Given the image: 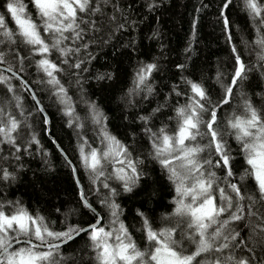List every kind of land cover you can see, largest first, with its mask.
<instances>
[{"label": "snow or ice", "instance_id": "6c2138e0", "mask_svg": "<svg viewBox=\"0 0 264 264\" xmlns=\"http://www.w3.org/2000/svg\"><path fill=\"white\" fill-rule=\"evenodd\" d=\"M107 2L28 0L25 3V0H5L3 7L15 27L10 28L5 14H0V45H4L0 48V65H7L0 69V85L13 95L0 99V144L12 145L19 152L17 138H22V127H30L6 107L11 105L21 110L20 115H23V100L15 95V86L11 83L13 78L21 80V86L31 91L28 83L18 75V72H23V61L27 58L19 56V51H26L33 58L29 63H35L37 70L44 74L46 79L41 82L49 86L52 95L63 105L64 114L70 117L69 126L83 127L78 123L79 117L75 114L68 89L57 73L66 71L61 65H66L67 69L86 70L82 69L83 60L70 63L69 57L88 47L87 43H77L83 41L86 34L100 30L97 21L103 16V6ZM230 3L231 0H226L223 8L227 9ZM243 3L253 22L258 24L257 37L252 43L259 50L258 60L264 61V0H243ZM29 6L34 9V15ZM221 16L228 30L229 18L223 12ZM114 20L112 17L108 22ZM228 39L232 40L230 33ZM231 51L234 67L228 82L223 83L222 74L217 75L223 91L219 101H212L202 83L184 80L185 93L175 87L172 89L178 96H187V102L175 107L174 117H169L175 121V127L169 129L164 125L155 131L150 127L144 128L151 141V155L167 173L175 189L174 216L179 218L175 227L154 230L144 214L139 213L148 241V246L142 249L119 220V206L107 198L101 203L109 208L113 218L109 225L105 226L103 217L97 214L95 222L87 227L68 225L62 231H55L43 216L29 212L18 201H7L8 210L5 203L0 202V264H64L61 245L81 233L89 238L95 264H253L251 257L235 255V249L243 252L242 245L246 247V240H254L264 252V109H258L250 99L244 98L239 106L240 114L234 111L225 127H219L217 109L230 102L234 88L247 78L250 67L235 45ZM53 52L61 58L59 63L50 59ZM10 54L12 60L20 64L18 72L13 71V63L8 59ZM177 67L183 69L184 66ZM156 69L154 63L140 65L127 95H139L145 90L152 94L154 88L150 78ZM5 72L11 75H5ZM33 99L36 100L34 93ZM39 103L36 100L37 111L42 113L44 109L39 107ZM85 103L89 105L92 121L99 126L104 148L88 145L86 150V142L82 143L79 147L81 163L89 171L93 183L105 176L106 164H112L114 170L109 178L122 181L124 191H132L139 179L138 165L142 161L133 160L128 146L107 132L103 123L106 117L95 103ZM161 107L153 109L152 114L159 112ZM152 114L141 115L138 119L148 125ZM226 135L237 141L244 161L239 183H233L231 179L235 173ZM31 143H39L34 134L29 140ZM68 164L71 166V161ZM117 164L120 167H115ZM214 168H219L225 175L217 176L212 170ZM75 171L77 169L73 168ZM0 172L3 179L12 176L7 170L0 169ZM245 181L254 182V190H248ZM103 187L115 195L116 190L107 182ZM81 200L84 207L96 212L83 190ZM240 223L248 229L246 237H241V232L232 227ZM248 251L253 252L254 249ZM260 264H264V260Z\"/></svg>", "mask_w": 264, "mask_h": 264}, {"label": "trees", "instance_id": "16d2710c", "mask_svg": "<svg viewBox=\"0 0 264 264\" xmlns=\"http://www.w3.org/2000/svg\"><path fill=\"white\" fill-rule=\"evenodd\" d=\"M225 2L226 0H108L103 6V16L97 21L100 30L89 32L90 36L77 42L78 44H88L86 52L95 53L94 60H84L77 54L69 57L70 63L84 61L82 69L86 70H80L78 77L75 75L67 77L66 71L72 69L61 65L66 71L57 73V76L68 89V95L71 97L74 107L84 104L86 100L94 102L96 107H102L103 116L106 117L107 132L128 146L131 155H138L132 158L133 160L142 161L138 165L139 179L130 192L123 190L122 181L109 178L114 170L112 164H106L105 176L93 183L89 171L79 160L78 151L84 142H86L87 149L89 136L96 138L95 140L99 143V139H101L99 127L89 125L87 130L77 131L66 126L61 118L62 115H65L64 111L56 110L60 104L46 96L45 89L50 90L49 86L41 82L46 77L37 78L32 74L35 63H29V60L33 58L26 51L19 52V56L27 58L23 61V72H18L20 64L13 61L10 54L8 59L13 63V71L18 72L22 79L31 84L37 95V100L41 101L42 108L51 121L48 129L50 134L47 133V126L44 125L40 113L32 118L33 116L30 117L28 114L20 115V112L18 113L15 109L12 112L18 118H24L23 121L37 132L44 134L41 135V143L52 153L49 155L52 165L48 166L44 163L40 165L24 156L20 160H14L11 157L9 162H6L8 166L16 167L15 164L19 163L16 170L18 175L16 184L8 185L0 177V202L5 203L6 210H8L7 201L19 200L18 202L29 212L39 214L45 220L47 216L48 220L52 222L49 223L50 226L55 231H62L67 226L57 222L59 217L71 221L70 224L73 225L84 224L94 217L95 213L90 208L84 207L78 196V187L71 173V166L60 156L51 140L45 135L47 134L54 137L72 158L84 194L95 196L93 184L99 183L96 186L102 189L97 197L107 198L110 203L119 206V220L128 228L132 239L142 249L146 248L148 241L145 238L146 234L139 213L144 214L153 228L158 225L162 212L171 215L175 208V204L174 208L167 206L171 191L170 182L159 163L150 160L147 151L149 138L144 132L145 127H150L153 131L164 125H167L169 129L175 127V121L169 120V117H174L171 113L172 110L174 111L175 107L185 104L187 96L184 94L178 96L172 89L175 87L177 91L185 93L187 89L184 80H192L204 85L214 103L219 101L223 91L220 83L217 82V75L218 73L222 74V82L225 84L228 82L234 67V55L231 48L235 45L242 53V59L250 67L247 78L234 88L230 102L217 109L218 125L223 129L227 119L234 111L236 114H240L239 106L244 98L250 99L258 109H264V67H262L264 61L258 60L259 50L252 43L257 37L258 24L253 22L249 16L243 0H231L227 9L223 8ZM25 3H28V0H25ZM0 8L3 9L9 23L11 18L6 14L2 0H0ZM29 10L34 14V9L31 6H29ZM222 12L229 18L230 27L228 30L225 29L223 19L219 15ZM112 17H115V20L109 23L108 21ZM119 24H123L124 27L118 28ZM10 28H13V25ZM229 33L232 36L231 41L228 39ZM0 48L2 47L0 46ZM35 59H39V57H35ZM50 59L59 63L61 58L58 53L53 52ZM147 63L157 65V69L150 78L154 92L148 94L145 90L146 98L127 97L125 89L127 86L133 87L131 79L135 77L140 65ZM178 65H183V69L178 68ZM1 66L7 67L6 64H3L0 65V69H4ZM5 75H11V73L5 72ZM11 83L15 86V95L21 96L26 101L24 104L33 105L35 101L33 96L21 86L20 80L13 78ZM12 95V93L6 92L3 85H0V99L11 98ZM14 102L12 101V104ZM154 106L162 107L159 112L152 114ZM150 114H152V118L148 125L138 119L141 115ZM225 139L231 149L232 156L240 157L233 164L235 175L231 178L233 183H239V177L244 167L243 158L239 154L237 141L230 135H226ZM17 144L19 151L24 150V147L21 146L22 142L18 138ZM3 149L8 152L16 151L12 145L4 146ZM3 163L4 160L0 157V169ZM115 167H120V165L117 164ZM216 169L220 170L219 168L212 170ZM29 172L37 174L31 181L26 176ZM217 176L219 175L217 174ZM85 178H89V180ZM101 182H107L110 188L115 189V195H112L109 189L104 188ZM244 184L247 189L254 190V182L245 181ZM113 196L116 197L115 201ZM37 198L43 199L45 202L43 205L39 201L41 210L35 209V203L39 200ZM90 203L100 212L103 224L109 225L113 219L109 208L91 201ZM173 220L167 218V222L165 221L163 224L172 223ZM232 227L234 226L232 225ZM237 230L241 232V237H246L248 234L246 228ZM85 238L88 239L86 234H80L62 246L69 255L71 253L82 255V258L77 261L65 260L64 264H91L89 259L93 257V254H90L87 247L83 246L82 242H86ZM242 247L244 248L243 252L240 249H235V255L238 257L249 256L253 259V264H260L264 260V252L254 240H246V247L243 245ZM250 248L254 251L249 252Z\"/></svg>", "mask_w": 264, "mask_h": 264}, {"label": "bare ground", "instance_id": "6f19581e", "mask_svg": "<svg viewBox=\"0 0 264 264\" xmlns=\"http://www.w3.org/2000/svg\"><path fill=\"white\" fill-rule=\"evenodd\" d=\"M3 1V4L5 3V0H2ZM3 9L2 8H0V14H5L3 11H2ZM34 15V14H33ZM219 15H220V17H221V19H223L222 18V16H221V13H219ZM8 25L11 27L12 25H13V28L15 27V25H14V23L10 20L9 21V23H8ZM86 36H90V35H88V34H86L85 35V37ZM87 39V38H86ZM2 48H4V45H0ZM6 49V48H5ZM4 49V50H5ZM86 50L87 49H83L82 48V50L79 52V53H77V55L79 56V57H81L82 59H84V60H88V61H93L94 60V56H95V53H91V52H86ZM20 53H23L24 51H19ZM2 67V66H1ZM2 68H6V67H2ZM79 72H80V70H78V69H72V70H67L66 71V75H67V77L69 76V75H75V76H79ZM71 73V74H70ZM32 74H33V76H35V77H43L44 76V74L42 73V72H39L38 70H37V68H36V66H34V69H32ZM23 81H26L25 79H22ZM133 80H134V77L131 79V81H132V83H133ZM20 82H21V80H20ZM27 82V81H26ZM28 83V86L30 87V89H31V91H28L29 93H31V95L33 96V93L35 94V96L37 97V95H36V93H35V91L33 90V88L31 87V84L29 83V82H27ZM131 87L130 86H127V88L125 89V95L127 96V97H129L128 95H127V93L129 92V89H130ZM20 89H22V88H20ZM45 92H46V96L47 97H49V98H51L52 100H54V101H57V99H56V97L54 96V95H52V93H51V91L50 90H46L45 89ZM145 91H142L139 95H134V96H131V97H129V98H143V97H147L146 95H145V93H144ZM23 100V99H22ZM36 100H37V98H36ZM36 100L34 101V103H33V105H26V104H24L26 101L25 100H23V109H22V111H23V115H26V114H28L30 117H32V118H34V117H36V115H37V113H40V112H38L37 111V104H36ZM86 101H88V102H90L89 100H86ZM185 101L187 102V98L185 99ZM40 103H39V107H42L43 105H42V103H41V101H39ZM15 103V102H14ZM6 107H8V109L10 110V111H12L13 109H15L14 107H12L11 105H6ZM63 105H59L58 107H56V110H60V111H63ZM101 113H102V111H104L103 110V108L102 107H96ZM154 108H156V106H154ZM77 109H79V110H77ZM18 113L21 111V110H17V109H15ZM172 116H174L175 115V113H174V111L172 110ZM41 114V116H42V118H43V123H44V125L45 126H47V127H50V123H51V121L50 120H48L49 119V117H48V119H47V122H45V115H47L46 114V111L44 110L42 113H40ZM44 114V115H43ZM75 114H76V116H78L79 117V121H78V123H80V124H82L83 125V127L82 128H79V127H76L75 125H73V126H70V127H72V128H74L75 130H77V131H81V130H84V129H88V127L87 126H89V125H92V126H97V127H99L98 125H96L93 121H92V119H91V115H90V108H89V105L88 104H86V103H84V104H82V105H78L76 108H75ZM103 114V113H102ZM18 118V117H17ZM25 118H28V117H25ZM32 118H30V119H32ZM62 119H63V121H64V124L66 125V126H69V119H70V117H68V116H66V115H62V117H61ZM18 119H20V120H22L23 121V119L24 118H18ZM103 123H104V125H105V127H106V123H105V120L103 121ZM48 129L49 128H47V133L49 132L48 131ZM99 130V129H98ZM35 135V137H36V139L39 141V143L38 144H36V143H31V144H29V140H30V138H31V136L32 135ZM43 133H40V132H37L35 129H33V127H29V128H23L22 127V129H21V137L22 138H20V137H18V139L22 142V145L21 146H23L24 147V150H21V151H19V152H17V151H10V152H8V151H6V150H4L3 148H4V146L5 147H7L9 144H2L1 145V147H0V157L4 160V163H3V165L1 166V169H3V170H7L8 172H10V173H12V176L11 177H9L8 179H3L2 178V172H0V177L5 181V183L6 184H8V185H12V184H16V182H17V179H18V175H17V173H16V170L18 169V167H19V163L17 162L15 165H16V167L15 166H12V167H10V166H8L7 164H6V162H9V159L11 158V157H13L14 158V160L15 159H22V156H24L25 158H28L29 160H32V161H34V162H37V163H39L40 165H43V163L45 164V165H48V166H51L52 165V160L49 158V155H52V153L50 152V151H48L44 146H42V143H41V135H42ZM50 134V133H49ZM44 135V134H43ZM50 140H51V142H52V144H53V146L56 148V150L58 151V153L60 154V156L66 161V163L68 164V161H71V173H72V175H73V177H74V179H75V181H76V184H77V187H78V183H77V180L79 181V184L81 183L80 182V179H79V176H78V174L76 173V171L75 172H73V168H75V166H74V164H73V162H72V158L65 152V150L61 147V145L57 142V140L54 138V137H51V136H48L47 134H45ZM93 139V140H92ZM96 138H93L92 136H89V141H88V144L92 147V148H98V149H103L104 148V144H102L101 143V139H99V143L95 140ZM201 143H203V141H201ZM123 144V143H122ZM238 149H239V146H238ZM87 150V149H86ZM148 153H149V155H150V160H152V161H155V162H157L154 158H153V156L151 155V153H152V148H151V141L148 139ZM43 153H45V154H43ZM78 155L80 156V154H79V151H78ZM202 155H206V153L205 154H202ZM136 156H138V155H136V154H132L131 155V158H135ZM18 157V158H17ZM233 157V161H232V163L234 164L235 162H236V160L238 159V158H240L239 156H232ZM242 157V156H241ZM214 159V158H213ZM35 160H39V161H35ZM79 160H80V158H79ZM81 161V160H80ZM16 162V161H15ZM244 162V161H243ZM160 166V165H159ZM53 167V166H52ZM161 167V166H160ZM162 169V168H161ZM162 171H163V173L166 175V177H167V173L162 169ZM215 172H216V174H218L220 177H223L224 175H225V173L223 172V171H221V170H215ZM37 174L35 173L34 174V172H29V173H27V175L26 176H28V178H29V180L31 181V180H33L34 178H35V176H36ZM86 180H89V178H85ZM167 180H168V178H167ZM169 181V180H168ZM170 182V181H169ZM102 184L104 183V182H101ZM99 184V183H98ZM98 184H93V186H95V196H86L85 194V196L87 197V200H88V203L89 204H91L92 205V207L93 208H95L96 209V212H94L95 213V215H94V217L93 218H91L89 221H87L86 223H84L85 224V226H84V224H77V225H73V224H70V223H72L71 221H68V220H65V219H63L62 217H59V219L57 220V222H60V223H64L65 225H73V226H80V227H87V225L88 224H90V223H94L95 222V220H94V218L97 216V214H99L100 216H101V214H100V212L98 211V209L96 208V207H94L93 206V204L92 203H90V201L91 202H93L94 204H97V205H104V204H102L101 203V201H103L104 199H102V198H100V197H97L98 196V194L101 192V189L102 188H99L98 186H96V185H98ZM171 184V185H170ZM170 184H169V186H170V194H169V201L167 202V206L169 207V208H174V198H175V196H176V193H175V189H174V186H173V184L170 182ZM80 186H81V184H80ZM221 186H224L223 185V183H221ZM81 190H83L82 189V186H81ZM248 190H251V188H248ZM77 193H78V196H79V198H80V200H81V191L79 190V187L77 188ZM37 199H39V198H37ZM113 200L115 201L116 200V197L115 196H113ZM17 201H19V200H15V202H17ZM39 201H41V203H43V205H45V202H44V200L43 199H39V200H37L36 201V203H35V209H37V210H41V208H40V206H41V203L39 202ZM82 201V200H81ZM40 203V204H39ZM39 206V207H38ZM50 216V215H49ZM50 217H52V218H54V216H50ZM46 221H48L49 223H52L51 221H49L48 219V217L46 216ZM167 218L168 219H174L173 220V222L172 223H165V224H163L166 220H167ZM93 219V220H92ZM178 221H179V218L178 217H175L174 216V211L171 213V215H167V213L165 212V213H161L160 214V218H159V221H158V225L156 226V227H153V229L154 230H157V231H159V230H161V229H165V228H171V227H175L176 225H177V223H178ZM167 222V221H166ZM66 226V227H67ZM234 227H236L237 229H241V228H243L244 229V227H243V223H240L239 224V226H237V225H233ZM65 227V228H66ZM81 234H85V233H81ZM77 237V236H76ZM74 239V238H73ZM72 239V240H73ZM85 240H86V242L84 241V242H82L83 243V246L84 247H87V250H88V252L90 253V254H93V257L92 258H90L89 260H90V262H91V264H95V262H94V253H93V250L91 249V247H90V241H89V238L88 239H86L85 238ZM71 241V240H70ZM69 242V241H68ZM67 242V243H68ZM64 244H66V243H64ZM64 244H62L61 245V249H60V251H61V254H62V258H63V260H64V262H65V260H68V261H70V262H73V261H77L79 258H82V255L80 254V253H71L70 255H69V253L65 250V248L64 247H62Z\"/></svg>", "mask_w": 264, "mask_h": 264}, {"label": "water", "instance_id": "95a60500", "mask_svg": "<svg viewBox=\"0 0 264 264\" xmlns=\"http://www.w3.org/2000/svg\"><path fill=\"white\" fill-rule=\"evenodd\" d=\"M46 116V118L48 119V116L47 115H45ZM49 120V119H48ZM47 128H49V127H47ZM48 134H49V132H48ZM77 183H78V187H79V190L81 191V186H80V184H79V181L77 180ZM100 216V215H99ZM78 236V235H77ZM76 236H74V238H75ZM68 242V241H67ZM66 242V243H67Z\"/></svg>", "mask_w": 264, "mask_h": 264}]
</instances>
